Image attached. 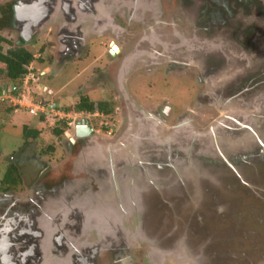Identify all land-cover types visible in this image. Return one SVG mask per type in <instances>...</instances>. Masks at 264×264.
<instances>
[{
  "label": "flooded vegetation",
  "instance_id": "obj_1",
  "mask_svg": "<svg viewBox=\"0 0 264 264\" xmlns=\"http://www.w3.org/2000/svg\"><path fill=\"white\" fill-rule=\"evenodd\" d=\"M27 1L0 0V32L16 35L15 41L6 39L12 49L40 48L34 58L46 70L38 69V77L77 63L73 78L79 82L65 104H46L45 119L56 120L51 127L62 121L68 126L63 135L50 136L59 144L48 145V154L62 145L57 164L43 162L30 186L36 163L23 164L15 154L9 167L17 168L23 184L17 190L0 184V216L30 212L40 204L33 200L38 193L64 184L78 185L79 199L106 192L101 201L107 202L114 192L122 203L127 187L138 192L129 207L133 222L121 226L123 215L112 209L84 217L94 222L86 241L98 246L84 264H224L225 251L239 244L237 237L226 239L224 229H212V213H225L217 210L223 202L216 192L223 182L229 190L253 187L259 179L248 182L247 168L258 173L256 167L264 165V0H102L100 11L89 7L82 13L78 0L74 13L45 20L29 38L17 13ZM72 21L74 29L68 28ZM81 25L84 46L66 48L63 33L77 34ZM173 78L192 83L185 108L175 107L169 93L162 95ZM85 102L102 110L72 111ZM79 126L86 136H78ZM89 146V164L77 169ZM21 169L29 171L26 177ZM135 230L144 240L131 238ZM232 258L238 264V255Z\"/></svg>",
  "mask_w": 264,
  "mask_h": 264
},
{
  "label": "water",
  "instance_id": "obj_2",
  "mask_svg": "<svg viewBox=\"0 0 264 264\" xmlns=\"http://www.w3.org/2000/svg\"><path fill=\"white\" fill-rule=\"evenodd\" d=\"M81 2L83 6L82 9L78 10L79 13L84 10L90 11L91 7L99 8L100 11L103 1L82 0ZM78 4H80L78 0H30L22 2L17 9L19 29L25 37L29 38L31 33L41 27L45 20L58 17L60 13H74ZM32 11L36 13L35 22L31 20L30 13H33ZM97 18L99 20L101 17ZM70 23L68 28H76L72 25L73 21ZM72 32L69 33L65 30L63 44L68 49L81 50L86 38L84 26L77 27V34ZM71 36L76 37L77 42L71 41ZM84 129L91 132L90 126ZM81 131L82 128L77 127L78 136H86ZM162 133L164 132L162 131ZM90 148V146L87 147L80 155L81 157L76 164L77 169L81 162L89 164ZM137 194V191L135 194V191L126 187L121 192V195L125 196L124 198L127 200L125 203L117 200L114 192V197H109L110 200L108 199L107 202L101 201L108 197L106 192L100 195L91 193L89 197L79 199L81 196L80 187L75 184H64L55 188L53 192L44 190L43 193H38V197L43 198L40 202L37 196L34 197V203H40L39 206L37 205L38 208H34L30 212L0 216V264H84V260L91 262V254L98 249V246L86 241L89 233L92 232L94 222L91 220L89 224L84 220V217L89 218L91 216L93 219L98 216L97 212L100 209H112L123 215L120 223L121 226H125L126 221L133 222L129 207L132 206ZM79 220L80 225L76 223ZM71 226L72 229H70ZM139 230H135L137 235L131 234V238L136 237L137 241L144 240L141 238L142 234ZM143 242L148 244L146 240Z\"/></svg>",
  "mask_w": 264,
  "mask_h": 264
},
{
  "label": "rangeland",
  "instance_id": "obj_3",
  "mask_svg": "<svg viewBox=\"0 0 264 264\" xmlns=\"http://www.w3.org/2000/svg\"><path fill=\"white\" fill-rule=\"evenodd\" d=\"M0 36L8 40L15 41L16 39V35L13 36V34L10 32H0ZM46 40L47 39H45V35H42L40 37L41 42H44ZM11 44L13 45L14 43L11 42ZM9 48L10 47L5 44L4 52H7ZM28 48H30V52H32L35 57H39L38 51L40 50V48L30 46ZM78 67L79 66L77 63H71L67 66L66 70L61 72L60 74L50 72V70L48 69V74L42 75V73H40L38 77L37 70L39 69V71H41L43 69V66L42 64H40V62H37L35 60V79L33 81L30 80L28 85L32 90V93L28 95L27 91H22V83L19 86L21 95H27L25 99H23L24 105L37 106L44 103L47 104L51 100L65 104L64 102L67 92L71 89L73 90L79 82L78 79L73 78L75 76V69H77ZM45 70L46 69L44 68L43 72ZM37 78L39 80L36 84L35 80L37 81ZM171 81L172 85L170 88L162 86V95L168 96L169 93L171 103L175 107H178V109L187 107L190 102V90L192 83L190 84L186 79L176 82L173 78L171 79ZM6 84V82H2L0 80V90H3ZM38 86H42L43 90L39 91ZM48 90H51L55 95H49L47 92ZM16 95L14 96V99ZM64 106L65 105H62V107ZM7 108H11V104L9 102L0 103V184L2 183L4 175L8 171L13 156L18 153L17 156L22 158L21 162L23 164L36 163V168L32 173L33 177L32 179L30 178V181L28 183V185L32 186L37 172H39V170L43 166V162H51L52 164H57V158L61 157L62 155V153L59 152V149L62 145H57L56 154L50 155L48 154V145L59 144L58 140H56L55 138L46 136L43 139L26 142L24 139V128L28 127L31 130L39 128L40 118L42 115H32L26 108H19L17 112H14L12 109V112H8L6 111ZM53 118L54 117L52 116L49 117L50 121L48 123V126L50 128H53L51 127V124L56 122V120H54ZM64 140H66V138ZM47 155L50 158H45ZM42 159L44 160L42 161ZM256 168L258 170V173H253V171L250 172L252 168H247L249 170V173L245 175V178L248 180V182L259 179L258 184L256 183L251 188L243 186L240 188L233 187L231 188V190H229L228 187L225 186V182H223L224 186L221 184V189L216 192V194H219V200L223 202L218 203V207L220 209L217 208V210L225 213H223V215L212 213V217L215 220L212 222L216 223V228L212 229H214V232L217 234L223 233V231H225L226 239L230 238L235 241L234 237H237V243L239 244L238 246L236 245L235 249H227L225 251L223 255V258H225V260L223 261L224 264H236V262L233 261L232 258L236 255H238L239 259L238 264H264V165L260 164ZM21 170L26 177L27 174H25V171H29L24 169ZM30 171L32 172V168L30 169ZM230 178L231 177L229 176L228 180ZM202 188H204V190L208 189L207 187ZM211 193L212 195H214L213 192H210V195ZM225 200L228 201L224 202Z\"/></svg>",
  "mask_w": 264,
  "mask_h": 264
},
{
  "label": "trees",
  "instance_id": "obj_4",
  "mask_svg": "<svg viewBox=\"0 0 264 264\" xmlns=\"http://www.w3.org/2000/svg\"><path fill=\"white\" fill-rule=\"evenodd\" d=\"M3 27V26H2ZM12 27V25H11ZM8 45L10 48L7 52H4V45ZM10 41L0 36V80L11 84L17 88L22 83L24 76L27 74V67L35 61L32 52L24 48H14ZM1 91V90H0ZM15 94V92H14ZM3 103V102H2ZM83 106H75L74 109L66 107L64 110L69 111H89L95 112L99 109L102 110V106L97 103L85 102ZM2 105V104H1ZM5 109V108H4ZM6 111L12 112V108H7ZM68 129L67 122L62 121L61 124L53 128L48 127V122L44 115L40 118V127L36 129L24 128V139L26 142L31 140L43 139L46 136L63 135ZM50 151V149H48ZM23 180L19 174V171L15 166H10L2 182L5 190L18 189L22 187Z\"/></svg>",
  "mask_w": 264,
  "mask_h": 264
},
{
  "label": "built area",
  "instance_id": "obj_5",
  "mask_svg": "<svg viewBox=\"0 0 264 264\" xmlns=\"http://www.w3.org/2000/svg\"><path fill=\"white\" fill-rule=\"evenodd\" d=\"M35 70L34 67L32 65L27 67V74L24 76L23 80H22V91H27V94L30 95L32 93V90L29 88V81L30 80H34L35 78ZM19 91V93H18ZM17 92H14L11 90V88L9 86H5L3 90L0 91V103L2 102H9L11 104V108L13 109L14 112H17L19 110V108H26L29 110L30 114L32 115H45L47 113V111L49 110L48 106L44 103V104H40L37 106H33V105H24V100L25 97L27 95H21V91L18 90ZM18 93V94H17ZM18 96H17V95ZM16 95L15 99L14 96ZM21 96V97H19ZM20 99H19V98Z\"/></svg>",
  "mask_w": 264,
  "mask_h": 264
}]
</instances>
